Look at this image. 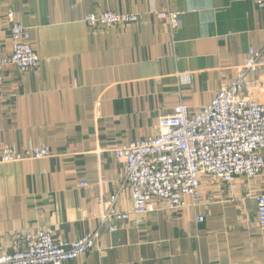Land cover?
<instances>
[{"label": "crops", "instance_id": "crops-1", "mask_svg": "<svg viewBox=\"0 0 264 264\" xmlns=\"http://www.w3.org/2000/svg\"><path fill=\"white\" fill-rule=\"evenodd\" d=\"M183 12L171 30L153 11ZM141 12L135 23L90 26L85 16ZM30 27L38 68H4L0 145H48L50 157L0 163V255L22 229H51L74 241L98 230L93 249L66 264H264L255 196L264 171L233 190L202 177V196L111 229L100 196L123 181L114 150L158 133L179 103L209 104L264 49V8L255 0H0V47L11 53L8 15ZM243 95L264 103V67ZM86 181L87 186L81 182ZM119 209L132 206L130 189ZM204 217L198 221V217Z\"/></svg>", "mask_w": 264, "mask_h": 264}, {"label": "built area", "instance_id": "built-area-1", "mask_svg": "<svg viewBox=\"0 0 264 264\" xmlns=\"http://www.w3.org/2000/svg\"><path fill=\"white\" fill-rule=\"evenodd\" d=\"M264 8V0H255ZM158 20L175 29L183 12L163 9L153 11ZM143 13H120L105 10L85 16L90 26L108 28L135 23ZM11 53L0 47V100L3 99L4 68L14 65L20 72L38 68L41 63L31 41L30 27L8 15ZM264 67V49L249 48V55L236 76L223 86L212 101L193 111L179 103L172 112L159 117L158 133L132 141L114 150L124 168L123 181L112 193L100 196L103 210L100 219L111 229L125 225L132 217L142 223L144 216L157 209L185 207L186 196L196 204L202 196V177L222 181L233 190L236 177L255 178L264 171V103L243 95L252 74ZM48 145L29 142L0 145V163L20 162L50 157ZM87 186L86 181L81 182ZM129 188L132 206H117L119 193ZM259 226L264 228V191L255 196ZM204 217H198L202 221ZM98 230L74 241L57 237L51 229H22L12 235V250L0 255V264H66L93 249Z\"/></svg>", "mask_w": 264, "mask_h": 264}]
</instances>
